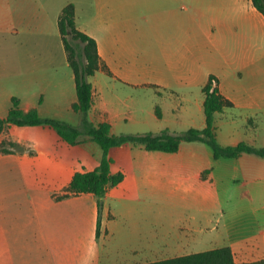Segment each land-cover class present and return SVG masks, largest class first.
I'll return each instance as SVG.
<instances>
[{
  "label": "crops",
  "instance_id": "crops-1",
  "mask_svg": "<svg viewBox=\"0 0 264 264\" xmlns=\"http://www.w3.org/2000/svg\"><path fill=\"white\" fill-rule=\"evenodd\" d=\"M249 1L95 0L84 17L72 1L0 0V119L16 98L23 112L72 126L108 123L113 135L202 130L203 88L212 75L231 103L215 115L218 142L264 149V16ZM70 3L102 63L88 78L86 115L73 108L75 74L59 30ZM150 9L167 15L162 64L140 49L138 19ZM8 143L17 147L0 151V264H150L195 254L204 243L201 252L230 247L236 264L264 259L244 255L264 249L262 157L216 159L200 141L175 153L114 147L110 172L124 178L107 189L99 213L92 193L58 198L76 173L100 165L99 144L15 125L0 134V145Z\"/></svg>",
  "mask_w": 264,
  "mask_h": 264
},
{
  "label": "trees",
  "instance_id": "trees-1",
  "mask_svg": "<svg viewBox=\"0 0 264 264\" xmlns=\"http://www.w3.org/2000/svg\"><path fill=\"white\" fill-rule=\"evenodd\" d=\"M253 7L264 16V0H251ZM59 30L68 55L69 63L75 74L76 91L78 101L74 105L77 113L88 114L93 105V86L88 78L93 76L101 68V60L96 41L77 29L75 22V6L68 4L60 15ZM79 41L82 46L73 44ZM217 79L210 76L204 86L205 95L203 109L206 119V127L202 130L188 129L178 134H171L165 130L160 133H137L113 135L108 123L94 124L88 119H83L81 125L72 126L63 121L43 118L36 109L23 112L19 106V100L12 99V106L6 118L0 119V134L11 125L24 126H48L54 129L66 142L76 144L81 137H89L99 144L103 150L100 165L91 172L76 173L69 188L68 194L92 193L98 201L99 213L103 208V199L110 187L117 186L124 178L123 174L112 175L110 166L112 159L109 157L110 149L122 145L142 147L147 151L163 153H175L184 142L200 141L208 144L218 158H237L242 154H253L264 158V149L255 148L247 144L237 146H222L216 135L215 115L222 112L231 103L218 91ZM17 147V144H1L0 151L8 153L6 146ZM100 225V222H99ZM150 264H236L230 247L199 252L187 256L177 257L165 261ZM242 264H264V259Z\"/></svg>",
  "mask_w": 264,
  "mask_h": 264
},
{
  "label": "rangeland",
  "instance_id": "rangeland-1",
  "mask_svg": "<svg viewBox=\"0 0 264 264\" xmlns=\"http://www.w3.org/2000/svg\"><path fill=\"white\" fill-rule=\"evenodd\" d=\"M65 1V0H63ZM72 1L74 3H77V5L84 9V17H87L90 7H93L95 4V0H67ZM245 3H249V0H240ZM154 10L150 9L149 11H140L139 16V31L141 33L140 35V49L141 53L143 54L144 51H146V55H144V58L148 60H152L153 62L162 64L164 62V58L162 55L161 46L163 44H166L167 40V15L161 14L160 15H154ZM182 11L179 10V13ZM73 44H77L79 46H82V44L79 41H72ZM161 105V106H160ZM159 107H162L164 111V115H167V108L164 103L158 104ZM222 211H220L221 213ZM226 212V210H225ZM219 213V215H220ZM170 223L167 221V234L169 232ZM174 235H167V244L172 243L174 240ZM104 243V242H103ZM106 246V245H105ZM208 246L204 243L203 245H200L198 247H195L196 250H190V253H197L198 251H203ZM107 248V247H106ZM245 257L249 259H255L264 257V249H254V250H246L244 251Z\"/></svg>",
  "mask_w": 264,
  "mask_h": 264
}]
</instances>
